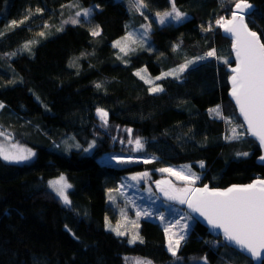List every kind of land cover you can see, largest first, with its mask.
I'll use <instances>...</instances> for the list:
<instances>
[{
    "label": "trees",
    "instance_id": "1",
    "mask_svg": "<svg viewBox=\"0 0 264 264\" xmlns=\"http://www.w3.org/2000/svg\"><path fill=\"white\" fill-rule=\"evenodd\" d=\"M146 2L152 14L170 8L169 0ZM249 2L254 8L246 22L264 42V0ZM70 3L100 7L89 22L66 24L57 32L62 21L78 10L61 7ZM233 3L176 0V6L188 14L187 19L163 26L153 19L150 43L145 45L151 50L136 51L124 58L128 61L125 63L117 59L119 51L113 42L127 31L130 18L135 27L146 20L135 9L132 16L123 1L0 0V31L5 33L0 36V102L5 104L0 109V129L36 151L29 163L11 164L0 159V264H126L129 255L154 264H169L174 258L167 250V237L159 222L139 220L143 243L129 244L126 235L118 236L105 228V216L111 224L119 218L115 205L107 199V189H115L125 175L156 172L167 166L189 165L201 177L196 184L211 188L264 178L259 144L244 131L229 98L230 67L235 64L231 41L214 23L222 15L230 17ZM38 7L44 9L42 14L15 29L8 27L11 21L23 20ZM45 22L48 29L43 28ZM209 23L213 31L203 32L201 26ZM96 25L101 34L93 37L90 30ZM40 31L49 34L40 38ZM33 39L39 43L31 53L3 55ZM174 44L180 45L175 52ZM212 48L230 65L215 58L199 62L180 80L167 77L157 81L164 88L162 93L150 94L149 85L134 75L137 69L147 68L148 75L155 77ZM10 80L16 83L9 84ZM217 104L223 115L231 117L232 124L245 132L242 139H224L231 124L208 112ZM97 107L109 112L110 129L100 127ZM126 128L133 129L134 137L143 138V151L133 152L132 146L121 143ZM94 138L97 146L92 153L84 154L82 148ZM77 142L81 148L68 147ZM239 152L249 155L238 157ZM108 154H132L152 158V162L119 166L99 162V157ZM60 173L73 185L71 208L62 205L47 186V181ZM114 195L119 205L125 204L119 194ZM65 225L79 241L72 238ZM190 230L178 251L181 264H189L188 260L203 264L200 258L205 256L208 264H253L236 249L217 246L214 242L218 237L197 220ZM219 239L223 245V239Z\"/></svg>",
    "mask_w": 264,
    "mask_h": 264
},
{
    "label": "snow or ice",
    "instance_id": "2",
    "mask_svg": "<svg viewBox=\"0 0 264 264\" xmlns=\"http://www.w3.org/2000/svg\"><path fill=\"white\" fill-rule=\"evenodd\" d=\"M135 10L140 12L144 16L146 21H149V16L144 14L143 9L149 7L146 0H133ZM170 8L164 11L155 12V23L159 25H171L173 23L179 24L184 22L188 14L181 11L176 6V0H169ZM78 8L74 15L68 20L62 21L61 27L56 31L60 32L64 30V25H80L84 22H89L94 14L95 9H98L100 5H96L95 8H84L78 3H70L69 5H62L61 7ZM254 6L249 0H234L232 4V11L230 17L220 16L215 20V26L222 29L232 40V50L235 54V67H230L231 75L229 81L231 83L230 96L234 99L241 116L245 124L247 125L246 133L251 137H254L258 141L260 149L264 150V42L262 37L256 31L252 30L246 18L253 11ZM43 8H36L35 12H29L25 15L23 20H13L9 24L10 29H15L26 21L30 20L34 15L42 14ZM143 32L137 35L134 32H128L124 37L113 42V47L119 49L121 55L117 56V59L124 60L125 57L134 54L138 48L134 45H138L139 48L145 49L147 44V38L149 37L150 29L152 28V22L142 24L140 26ZM44 29H48L47 22L43 25ZM203 32L213 31V24L209 23L207 26H201ZM93 37L99 36L100 27L96 25V28L90 30ZM49 33L40 31L38 36L40 38H46ZM5 33L0 31V36H4ZM39 43V40H27L25 41L17 51L12 53H4V56L14 57L18 52L31 53L32 47ZM179 44H174L172 50L175 52L179 49ZM145 50H151L150 47ZM81 55H85L82 53ZM211 58L222 60L223 63L229 64L230 61L226 57H220L217 55L215 48L210 49L201 56H196L192 59H186L182 64L177 67L169 69L167 72H161L159 76L151 77L148 75L147 68L138 69L134 75L149 85L148 92L150 94H158L164 92V88L156 83L167 77H173L176 80L182 79V74L191 67L197 65L199 62H207ZM9 84L16 83L15 80L8 81ZM99 89L101 85L96 84ZM5 104L0 102V109H3ZM96 115L100 121V127L108 129L109 127V112L104 108L97 107ZM209 115L215 118L222 119L227 124H232L231 117H225L221 110V106L217 104L215 107L208 109ZM242 127V126H241ZM128 133L127 144L131 147L133 152H141L144 150L145 142L142 137L133 136V129H124ZM231 134L225 135V140H239L245 135V132H237L236 127L230 129ZM0 137H4L7 144L0 143V159L13 163L22 164L31 161L36 153L33 149L27 148L19 143H12V136L10 133L0 131ZM75 140V137L71 138ZM113 140L117 139L112 137ZM67 143V141H65ZM124 143V141H121ZM97 146V139H92L86 148L82 150L89 152ZM59 147V146H57ZM69 148H81L82 146L77 142L68 144ZM238 157H247L248 152H239L236 154ZM110 159H114L118 164L132 163L139 158H133L131 156L125 158L122 156H112ZM259 161L264 162V155L258 157ZM152 161L144 159L143 163L148 164ZM201 168L204 167V162L200 161ZM183 168L188 169L187 174L183 171H176L171 167L159 168L156 171L162 173H169L174 175L178 180L184 182V187L177 188L171 184L169 180L155 181L159 190L164 194L167 200L175 201L181 205H187L188 211L180 210L175 213L178 218L169 220L164 227V232L168 238L167 250L171 253L172 257L176 260H180L178 251L190 234V229L193 227V222L197 219L193 214H198L206 221L211 230L216 232L217 241L214 242L217 246H228L239 250L241 253L246 254L253 261H259L260 264H264V179H255L248 184H232L226 188H210L205 184L201 187H194L196 182L201 179L200 175L191 171V166L185 165ZM149 176L148 172L136 173L130 177L131 180H140ZM48 189L51 193L59 199L62 205L65 207H72V200L70 199V190L73 185L68 181V178L60 173L58 177L49 179L47 181ZM125 188L124 184H120L115 189H107V199L113 205L117 204V197L114 195H122V190ZM150 191V189H149ZM135 207V203L131 200L127 202ZM127 204L124 208H120L121 215L127 221ZM153 213L146 209L136 208V220L130 221L135 229H139V219L141 217H150ZM162 222H165L166 217L163 213L158 217ZM105 228L113 231L118 236H125L128 234L126 231L120 230V223L117 222V226L113 228L109 218L105 216ZM65 230L72 236L73 239L79 241V237L65 225ZM220 237L223 238L224 244L221 245ZM143 243V238L136 231L135 235L129 239V244L136 242ZM203 264H208L207 257L200 258ZM135 264H152L151 261L136 259Z\"/></svg>",
    "mask_w": 264,
    "mask_h": 264
},
{
    "label": "rangeland",
    "instance_id": "3",
    "mask_svg": "<svg viewBox=\"0 0 264 264\" xmlns=\"http://www.w3.org/2000/svg\"><path fill=\"white\" fill-rule=\"evenodd\" d=\"M119 1H123L126 4L127 8H129L130 14L133 16L134 9H135V5L133 3V0H119ZM89 8H93V7L90 6ZM143 11H144L145 15L149 16V18H150V20L144 22V24L149 23L151 21L152 22V28H153L154 24H153L152 20L154 19V21H155V13L154 14L150 13L148 8L147 9H143ZM142 18H144V16ZM133 20L134 19L130 18L126 22V30L127 31L121 37H124L126 35V33H128V32H134L137 35H139L140 33L143 32V29L141 27H138V26L135 27ZM152 28L150 29V31L152 30ZM121 37L117 38L116 40H119ZM116 40H114V41H116ZM148 43H150V39L149 38H147V44ZM134 47L138 48L137 51H141V50H145L146 49V48L145 49H141V48H139L138 45H134ZM117 50L119 51V49H117ZM118 55H121V54L118 52ZM160 74L161 73L157 74V76H159ZM156 83H157V81H156ZM232 127H236L237 132H240L241 128L237 124H235V123L231 124L230 125V129ZM110 128H111V126L109 125L108 129H110ZM243 129H244V131H246L245 128H244V125H243ZM0 131H2V130L0 129ZM228 134L230 135L231 131H229ZM127 139H128V133L125 132L123 140H121V141H124V145L129 147V145L127 144ZM11 142L12 143L21 144L20 142H17V141H14V140H12ZM0 143L7 144L8 141H6L4 137H0ZM21 145L27 147L23 143ZM87 145H86V147H87ZM86 147H83V148H86ZM27 148H29V147H27ZM93 150L94 149L90 150L89 152H84L83 151V153L84 154L92 153ZM35 153H36V151H35ZM112 156H122V155L121 154H118V155L117 154H108V155L101 156L98 159H99V162H101V163H107V164L108 163H112V164H115L117 166L121 165V164H118L114 159H110V157H112ZM129 156H131L133 158H139V159L135 160V161H138V162L144 160L143 157H135L132 154H129L127 156H122V157L127 158ZM151 159L152 158H150L149 160H151ZM29 162H26V163H29ZM7 163H9V162H7ZM122 165H126V163L122 164ZM183 166H185V165H183ZM162 168H165V167H162ZM171 168L175 169L176 171H183L185 174H187V171H188V169L183 168L182 166H172ZM143 172H148L149 176L146 177V178H141L140 180L136 181V180H131L130 179V177L132 175L136 174V173H131L130 175H125L124 177H122V179H120V182L117 185V187L120 184H124L125 185V188L122 190L123 194L122 195L119 194V198H121V201H123L125 204L121 203V205H119L117 203L115 205L116 212H118V214H119V218H118V221L112 222L111 226L113 228H115L117 226V222H119L120 223V230L121 231H126L128 233V234H126V236L128 237V240L131 239L132 235L136 234V231H138L137 229L134 228V226L131 223H129L130 221L136 220V208L146 209L149 212L153 213L152 216H150V217H141L139 220L145 219V220L152 221V222L156 221V222H159L161 225H163V227L166 226L167 221L174 220L175 218H178L175 215L176 212H178L180 210H185L186 211V209H184L181 204H179V203H177L175 201L167 200L166 197L164 196V194L159 190V188L157 187V185L155 183V181L165 180L166 179V180H169L171 182V184L174 185L175 187L182 188V187L185 186L183 181L178 180L174 175H171L169 173H162V172H159V171H156V172H152L151 171L150 172L148 170L140 171V173H143ZM50 179H52V178H50ZM195 186H199V185L195 184L194 187ZM149 189H150V191H149ZM129 200H131V201H133L135 203V207H133L132 204H128L127 203ZM126 204H127V208H126L127 221L124 219V217L121 215V212H120V208H124ZM160 213H163L165 215V217H166L165 222H162L158 218ZM167 241H168V238H167ZM137 258H139L141 260H147L146 258H142V257L136 256V255H129V256H127V258H125V262H126V264H135V261H136ZM147 261H150V260H147ZM187 263H189V264H198L199 262L196 263L194 261L188 260ZM152 264H154V263H152ZM169 264H181V261L174 259V261H171Z\"/></svg>",
    "mask_w": 264,
    "mask_h": 264
},
{
    "label": "water",
    "instance_id": "4",
    "mask_svg": "<svg viewBox=\"0 0 264 264\" xmlns=\"http://www.w3.org/2000/svg\"><path fill=\"white\" fill-rule=\"evenodd\" d=\"M252 4V3H251ZM253 5V4H252ZM254 6V5H253ZM251 15V14H250ZM252 29V28H251ZM221 30V34L223 35V36H225V37H227L230 41H231V45H232V40H231V38L227 35V34H225L224 32H223V30L222 29H220ZM253 30V29H252ZM255 31V30H254ZM232 52H233V50H232ZM233 56L235 57V54H234V52H233ZM232 67H235V64L232 66ZM231 72V71H230ZM230 85H231V83H230ZM230 89H231V86H230ZM229 93H230V91H229ZM229 98H230V100L232 101V103L234 104V107H235V110L237 111V114H238V116H239V118H240V120L242 121V123H243V125H244V128H245V130L247 129V125L245 124V122H244V120H243V117L241 116V114H240V112H239V109H238V107H237V105L235 104V101H234V99L230 96V94H229ZM249 137H251L250 135H248ZM251 138H253L254 140H255V138L254 137H251ZM256 141V140H255ZM258 142V141H257ZM259 144V143H258ZM260 147V146H259ZM261 150V149H260ZM261 152H262V154L264 155V150H261ZM258 179H264V178H258ZM252 182V181H251ZM251 182H248V183H251ZM195 187H203V186H195ZM210 187V186H209ZM228 187V186H227ZM211 188V187H210ZM182 207L184 208V209H186V211H188V209H187V205H182ZM194 216H196L197 217V221L198 222H200L203 226H205V228L206 229H209V232H210V234L212 235V236H214V237H217V234H216V232H214L213 230H211L210 228H209V226L207 225V223H206V221H204L203 220V218L202 217H199L198 216V214H193ZM221 239H223L222 237H221ZM231 248H233V247H231ZM233 249H235V248H233ZM237 250V249H236ZM237 251H239V250H237ZM240 252V251H239ZM242 254H244V253H242ZM246 257H248L249 259H250V257L249 256H247L246 254H244ZM253 264H260V262L259 261H254L253 262Z\"/></svg>",
    "mask_w": 264,
    "mask_h": 264
}]
</instances>
